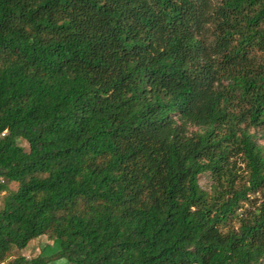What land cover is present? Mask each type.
Listing matches in <instances>:
<instances>
[{
	"label": "trees",
	"instance_id": "obj_1",
	"mask_svg": "<svg viewBox=\"0 0 264 264\" xmlns=\"http://www.w3.org/2000/svg\"><path fill=\"white\" fill-rule=\"evenodd\" d=\"M253 128L264 0H0V264H264Z\"/></svg>",
	"mask_w": 264,
	"mask_h": 264
},
{
	"label": "rangeland",
	"instance_id": "obj_2",
	"mask_svg": "<svg viewBox=\"0 0 264 264\" xmlns=\"http://www.w3.org/2000/svg\"><path fill=\"white\" fill-rule=\"evenodd\" d=\"M214 2H219L220 0H213ZM256 131L258 134V142L264 145V135L260 129H252V132ZM20 144L25 147L26 150H29V144L25 140H20ZM239 165V171L242 173L241 175L246 176V168L245 163L242 162L241 159L238 160ZM212 183V177L209 172L203 173L200 176V184L205 189H210ZM18 187V184L16 182H9L8 183V189L0 191V208L3 205V200L5 195L10 190H16ZM252 197L254 198V203L260 204L264 197V192H258L256 194H252ZM247 207H249V204H246ZM232 225L235 227H238L237 219H233L231 222ZM59 250V242L57 240L50 239L47 235H42L36 239H33L26 248L19 250L16 249L13 251V255H25L27 257H35L37 255H44V256H50L55 254ZM50 264H69V262L66 259H55Z\"/></svg>",
	"mask_w": 264,
	"mask_h": 264
}]
</instances>
